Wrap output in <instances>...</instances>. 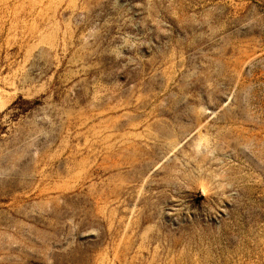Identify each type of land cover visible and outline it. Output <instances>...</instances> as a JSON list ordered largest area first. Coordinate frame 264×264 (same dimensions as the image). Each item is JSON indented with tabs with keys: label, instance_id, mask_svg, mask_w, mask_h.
Instances as JSON below:
<instances>
[{
	"label": "rangeland",
	"instance_id": "rangeland-1",
	"mask_svg": "<svg viewBox=\"0 0 264 264\" xmlns=\"http://www.w3.org/2000/svg\"><path fill=\"white\" fill-rule=\"evenodd\" d=\"M0 264H264V0H0Z\"/></svg>",
	"mask_w": 264,
	"mask_h": 264
}]
</instances>
